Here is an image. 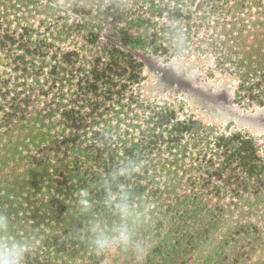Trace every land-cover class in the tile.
I'll return each mask as SVG.
<instances>
[{
  "label": "trees",
  "instance_id": "obj_1",
  "mask_svg": "<svg viewBox=\"0 0 264 264\" xmlns=\"http://www.w3.org/2000/svg\"><path fill=\"white\" fill-rule=\"evenodd\" d=\"M139 51L264 105V0H0V264H264V139L143 97Z\"/></svg>",
  "mask_w": 264,
  "mask_h": 264
},
{
  "label": "rangeland",
  "instance_id": "obj_2",
  "mask_svg": "<svg viewBox=\"0 0 264 264\" xmlns=\"http://www.w3.org/2000/svg\"><path fill=\"white\" fill-rule=\"evenodd\" d=\"M140 90L147 99L184 103L206 123L243 130L264 139V105H246L236 96L237 78L215 67V57L155 56L139 51ZM99 264H127L115 248Z\"/></svg>",
  "mask_w": 264,
  "mask_h": 264
}]
</instances>
